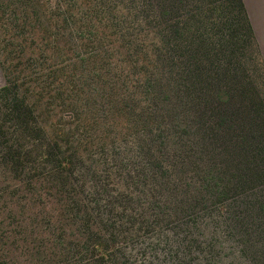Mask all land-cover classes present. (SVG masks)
<instances>
[{"label": "trees", "instance_id": "obj_1", "mask_svg": "<svg viewBox=\"0 0 264 264\" xmlns=\"http://www.w3.org/2000/svg\"><path fill=\"white\" fill-rule=\"evenodd\" d=\"M13 1L0 15L42 41V67L21 65L42 102L6 73L0 264H264V58L244 0Z\"/></svg>", "mask_w": 264, "mask_h": 264}, {"label": "rangeland", "instance_id": "obj_2", "mask_svg": "<svg viewBox=\"0 0 264 264\" xmlns=\"http://www.w3.org/2000/svg\"><path fill=\"white\" fill-rule=\"evenodd\" d=\"M35 2L42 0H26V2ZM246 7L251 4V19L252 23L255 27V34L256 38L260 44L262 56L264 58V19L262 17V10L258 9L263 6V0H244ZM14 5L17 3V1H13ZM13 6V4L11 3ZM10 11H6L4 14L0 15V25L3 23L6 26H8L10 29L9 31H2L0 30V47L1 46H9V49H6L7 57L9 60H11L10 63H3L4 58L6 55H2V49L0 48V88L4 86L5 84V77L6 73L14 72L19 80H22L24 82H28L27 88H29L30 92L29 95L33 97V101H39V103L42 102V92L32 90L30 88V82L34 80L35 75H30L29 71H23L25 69L21 65H26L27 63H37L38 66L42 67V41H36L32 42L30 37L28 35L32 31L29 27H27V23L24 22V14L21 11H15L13 7ZM37 16H41L42 21V10L38 11ZM40 39L42 40V35L40 36ZM22 40H26L25 43ZM34 45H31L33 44ZM11 45V46H10ZM21 47H18L20 46ZM35 48L36 55L30 54V47ZM18 47V48H17ZM25 50V51H24ZM24 51V53H23ZM12 52V53H11ZM23 54V55H22ZM34 61V62H32ZM2 64H5L7 66V70L4 72L2 69ZM39 84L42 86V79H39ZM40 94V95H39ZM42 109V105H41ZM223 253V252H221ZM158 258V257H157ZM166 264V263H164Z\"/></svg>", "mask_w": 264, "mask_h": 264}, {"label": "crops", "instance_id": "obj_3", "mask_svg": "<svg viewBox=\"0 0 264 264\" xmlns=\"http://www.w3.org/2000/svg\"><path fill=\"white\" fill-rule=\"evenodd\" d=\"M263 3H264V0H263ZM258 9H261L262 11V17H263V19H264V4H263V6L261 7V8H258ZM247 12H248V16H249V19H250V22H251V24H252V27H253V29H254V32H255V27H254V25H253V23H252V17H251V13H252V10H251V4L248 6V8H247ZM256 35V34H255Z\"/></svg>", "mask_w": 264, "mask_h": 264}]
</instances>
